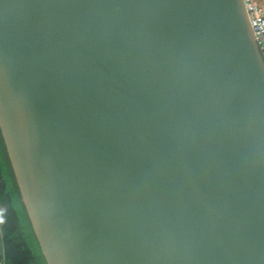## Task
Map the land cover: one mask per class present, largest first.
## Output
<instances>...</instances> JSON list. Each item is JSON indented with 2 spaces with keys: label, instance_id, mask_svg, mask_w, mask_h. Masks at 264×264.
<instances>
[{
  "label": "water",
  "instance_id": "1",
  "mask_svg": "<svg viewBox=\"0 0 264 264\" xmlns=\"http://www.w3.org/2000/svg\"><path fill=\"white\" fill-rule=\"evenodd\" d=\"M0 134L46 264H264L242 0H0Z\"/></svg>",
  "mask_w": 264,
  "mask_h": 264
},
{
  "label": "trees",
  "instance_id": "2",
  "mask_svg": "<svg viewBox=\"0 0 264 264\" xmlns=\"http://www.w3.org/2000/svg\"><path fill=\"white\" fill-rule=\"evenodd\" d=\"M0 240L2 264H46L21 202L1 134Z\"/></svg>",
  "mask_w": 264,
  "mask_h": 264
},
{
  "label": "built area",
  "instance_id": "3",
  "mask_svg": "<svg viewBox=\"0 0 264 264\" xmlns=\"http://www.w3.org/2000/svg\"><path fill=\"white\" fill-rule=\"evenodd\" d=\"M253 40L264 63V13L254 0H242Z\"/></svg>",
  "mask_w": 264,
  "mask_h": 264
},
{
  "label": "crops",
  "instance_id": "4",
  "mask_svg": "<svg viewBox=\"0 0 264 264\" xmlns=\"http://www.w3.org/2000/svg\"><path fill=\"white\" fill-rule=\"evenodd\" d=\"M256 4L261 7L263 13H264V0H254ZM0 264H2V246H1V240H0Z\"/></svg>",
  "mask_w": 264,
  "mask_h": 264
}]
</instances>
